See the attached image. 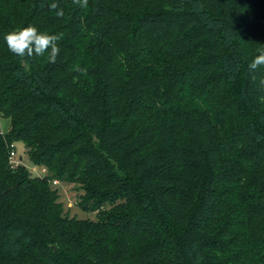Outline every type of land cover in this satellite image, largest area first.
I'll return each instance as SVG.
<instances>
[{"label": "trees", "instance_id": "16d2710c", "mask_svg": "<svg viewBox=\"0 0 264 264\" xmlns=\"http://www.w3.org/2000/svg\"><path fill=\"white\" fill-rule=\"evenodd\" d=\"M50 2L0 0V264H264V0ZM28 25L55 64L8 50Z\"/></svg>", "mask_w": 264, "mask_h": 264}, {"label": "clouds", "instance_id": "9594fccd", "mask_svg": "<svg viewBox=\"0 0 264 264\" xmlns=\"http://www.w3.org/2000/svg\"><path fill=\"white\" fill-rule=\"evenodd\" d=\"M72 3L80 8L88 7V0H72ZM47 6L55 12L57 17H64V9L59 6L56 0H51ZM3 39L8 50L17 57L24 58L35 55L43 57L46 63L55 64L60 53L58 41L62 39V34H50L33 25H28L5 33ZM261 66H264V48H261L259 54L250 62L249 69L255 71ZM260 83L264 85V80H261Z\"/></svg>", "mask_w": 264, "mask_h": 264}, {"label": "rangeland", "instance_id": "374dc122", "mask_svg": "<svg viewBox=\"0 0 264 264\" xmlns=\"http://www.w3.org/2000/svg\"><path fill=\"white\" fill-rule=\"evenodd\" d=\"M10 129L11 119L9 117L0 116V132L7 133L8 131H10ZM14 150L16 153L15 159L17 161L22 162V164H24L31 171L38 174H43L42 172H40V167L33 164L30 160L27 153V148L22 140H18L15 142ZM54 185L58 186L60 195L59 200L64 204V209L70 216H75L78 218L97 219L96 212L85 211L78 206V193L80 191L74 184L60 182Z\"/></svg>", "mask_w": 264, "mask_h": 264}, {"label": "built area", "instance_id": "2783aa9c", "mask_svg": "<svg viewBox=\"0 0 264 264\" xmlns=\"http://www.w3.org/2000/svg\"><path fill=\"white\" fill-rule=\"evenodd\" d=\"M15 155H16V153H15V150H14V148L11 150V153H10V162H11V164H13L14 166L15 165H18V163H19V161H17L16 159H15ZM40 172H42V173H45L46 172V169L45 168H40ZM54 183H58V181L57 180H55L54 181Z\"/></svg>", "mask_w": 264, "mask_h": 264}]
</instances>
